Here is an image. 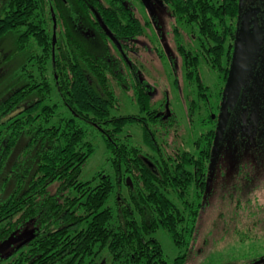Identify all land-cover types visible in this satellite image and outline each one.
Instances as JSON below:
<instances>
[{"label":"trees","instance_id":"16d2710c","mask_svg":"<svg viewBox=\"0 0 264 264\" xmlns=\"http://www.w3.org/2000/svg\"><path fill=\"white\" fill-rule=\"evenodd\" d=\"M126 1L5 0L1 8L0 38L17 34L14 55L22 60L4 78L0 98V226L10 225L12 231L25 222L28 229L41 228V236L26 246L25 264H38L41 251L40 264L185 263L184 256L166 260L154 233L167 232L180 248L194 238L208 189L239 1L156 0L196 34L194 54L179 49L202 100L188 104L187 133L170 123L169 107L159 113L148 86L132 73L130 52L143 29ZM199 60L223 73L215 91L200 84ZM116 89L132 92L137 115H113L120 107ZM226 110L222 135L246 124L245 139L261 150L264 99H238ZM133 123L142 131L140 144L131 141L130 132L122 133ZM87 128L103 141L111 176L100 171L89 181L80 180L95 149ZM182 133L191 141L181 142L186 140ZM247 208L254 218L264 203ZM10 230L0 228V233ZM261 258L264 253L244 264Z\"/></svg>","mask_w":264,"mask_h":264},{"label":"rangeland","instance_id":"374dc122","mask_svg":"<svg viewBox=\"0 0 264 264\" xmlns=\"http://www.w3.org/2000/svg\"><path fill=\"white\" fill-rule=\"evenodd\" d=\"M4 1L0 0V11ZM238 1L244 12L243 22L250 20V3L258 1V4L253 5L258 8L264 5L263 0ZM137 7L143 34L140 33L141 35L135 38V49L130 52L134 64L132 73L148 86L151 102L155 107L163 103L165 98L168 99L165 103L167 101L169 113L176 122L175 126H179V131L183 129L187 133L188 104L191 102L192 105H199L202 100L197 97L198 84L193 78L187 77L179 49L194 54L196 34L176 23L166 5L152 2L151 13L147 12L141 3H138ZM257 16L259 17V14ZM256 35L263 39V45L264 21L255 31ZM17 37V34L8 33L0 38V98L3 88L6 87L7 80L4 78L9 77L22 60L19 54L14 55ZM263 58L262 55L261 62ZM198 63L200 84L207 89L211 88L210 91H215L217 80L223 73L218 69H211L205 60H199ZM255 88L253 94L259 97L263 90ZM115 91L120 107L118 111H113V115H137L138 108L132 98V92L117 89ZM246 126L240 124L242 130L239 132L227 131L222 135L218 155L212 158L208 169V189L204 207L197 221L194 238L188 245L185 243L181 248L176 247L167 232L158 229L154 233L166 260L172 261L178 256H184L185 264H243L247 259L264 253V214L259 212L251 218L252 215L246 213L250 209L247 205L254 203L263 207L264 203V194L261 193V190H264V139L261 150H253L249 140L245 139ZM129 132L131 141L140 144L143 134L139 125H126L122 133ZM183 137L184 133L181 134V138ZM87 138L95 149L82 168L80 180L89 181L100 171L111 176L103 141L90 128H87ZM188 140L191 141L189 138L182 139L181 142L186 144ZM1 197L3 195H0ZM110 202L109 200L108 205Z\"/></svg>","mask_w":264,"mask_h":264},{"label":"water","instance_id":"95a60500","mask_svg":"<svg viewBox=\"0 0 264 264\" xmlns=\"http://www.w3.org/2000/svg\"><path fill=\"white\" fill-rule=\"evenodd\" d=\"M140 2L144 6L145 10L151 13L152 2L156 3V0H140ZM256 4H258V1H254L249 4L251 7V13L249 16L250 20L243 22L244 12L239 2V17L236 24L237 27L234 48L225 83L224 98L217 126V137L214 143L213 157L218 155L219 147L221 145L219 141L221 140L224 123L227 117V106L235 103L238 99H244L245 97L251 99L257 97L254 96L257 94H253V92L256 91L255 87L263 89L262 94L258 95L261 100L264 99V58L261 62V57L262 55L264 56V44L262 45L263 39L258 38L257 35L255 36V31L263 24L264 21V5L261 8H258L253 6ZM257 14H259V17ZM96 20L106 36L118 47V44L112 34L108 31L97 15ZM54 29L55 22L53 21V42L55 40ZM253 82L257 84H253ZM210 165L211 162L209 164V168Z\"/></svg>","mask_w":264,"mask_h":264},{"label":"flooded vegetation","instance_id":"af4514ba","mask_svg":"<svg viewBox=\"0 0 264 264\" xmlns=\"http://www.w3.org/2000/svg\"><path fill=\"white\" fill-rule=\"evenodd\" d=\"M138 3L139 4L141 3L140 0H127L126 1L125 7L129 8L131 13L133 14L132 19L137 18L139 20L138 11H137V8H138L137 4ZM92 4L96 5V3H92ZM141 6H142V4H141ZM107 7H109V5ZM89 8H91V7H89ZM92 9L93 8L90 9V11H92V13H91L92 19L95 20V22H97V20H96L97 14ZM52 15L54 18V14L51 11V17H52ZM134 15H136V16L134 17ZM53 18H52V21L55 22V18H54V20H53ZM97 24H98V22H97ZM98 26H99V24H98ZM55 28H56V23H55ZM54 34H55V29H54ZM105 36H106V34H105ZM109 41L116 47V49L118 51H120L121 53L123 52V50H122L120 44L117 42V40H115V41L118 44V47L110 39H109ZM134 45L135 44H133V46ZM134 49H135V47H134ZM182 51L185 53L191 52V51H184L183 49H182ZM182 62H183V60H182ZM125 63H126L125 65H127L128 61L126 60ZM132 69H133V67H132ZM165 100H168V99L165 98L163 103H161L159 105V107L157 108L159 113H161L164 109L167 110L166 108L169 107L167 105V101L165 103ZM170 123H176L175 119H173ZM126 182H128V180H126ZM260 212H261V214H264V209H262ZM20 224H21V226H19V227L13 226L14 228L12 229V231L10 230V225L9 226L8 225L0 226L1 229H9L10 230L9 233H7V232L2 233V234L0 233V264H25V259H26L25 254H26V249H27L26 246H28V245L30 246V244H31L30 242L35 237L41 236V231H42L41 228L40 229L38 228V230H37V228L28 229L27 226L25 225V222H20ZM55 253H56V250L52 249L51 254H55ZM36 258H37L38 264H40L41 261L44 259L43 252L41 251ZM51 260L56 261L57 259H56V257H54ZM256 262L258 264H264V258L256 260L254 263L252 261H249L246 264H256ZM225 264H235V262H229V263H225Z\"/></svg>","mask_w":264,"mask_h":264}]
</instances>
